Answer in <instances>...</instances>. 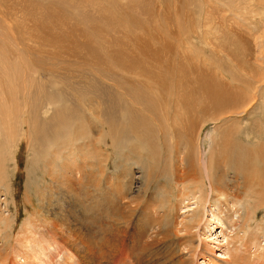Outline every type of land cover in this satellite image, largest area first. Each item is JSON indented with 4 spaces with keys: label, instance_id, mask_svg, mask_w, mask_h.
Segmentation results:
<instances>
[{
    "label": "rangeland",
    "instance_id": "rangeland-1",
    "mask_svg": "<svg viewBox=\"0 0 264 264\" xmlns=\"http://www.w3.org/2000/svg\"><path fill=\"white\" fill-rule=\"evenodd\" d=\"M67 1L0 0V74H2L0 75V87H2L0 88V94L2 93L0 95L2 101H0V118L3 117L1 115H7V113L13 115L12 140L15 139L16 144L22 145V148L17 149L20 151L17 153L8 148L10 140L7 141L4 123L0 120V157L4 155L7 160L9 155L10 158L7 167L10 179L14 183L12 190L17 196L16 202L19 206L18 210L13 206L11 209H13V219L17 215L19 218L15 224V231L19 234L24 221L34 212L30 206L27 211L25 209L26 186L33 187L34 177L39 176L38 172H34L30 180L27 178L25 173L27 162L34 157L37 151L47 150L46 139L41 137L58 129L63 122H68L70 117L75 118V122L71 120L69 123H72L74 127L72 130L75 131L77 139L83 133L89 136L95 145L106 131L109 137L115 134L121 138L122 141L117 147L106 146L105 144L109 141L105 140L104 145L97 148L96 154L99 157L104 155L103 158L108 160L102 167L104 176L109 180L119 178L114 186L126 183L122 184L125 185L123 197L136 194L138 189V184L137 186L136 184L129 185L130 178L139 175L138 164L133 160V156L138 153L145 158L155 156V159L152 158L155 162L148 164V167L156 170L154 187L157 185L156 181H159V176L163 173L168 153L161 143L158 154H151L146 149L141 152L137 144L132 142L135 132L129 123L128 112L129 109L136 111L141 107L133 103L132 96L128 89L124 91L125 88L142 92L149 98L153 96L151 99H155L156 104H159V108H155L153 112L155 115L146 112L143 118L148 119V115L158 118L161 113V119L167 116L169 121H174L180 119L183 114V108L177 96L178 92L191 91L194 87H189L186 80L206 81L205 84H210L209 88L217 93L212 98L209 97L210 95L206 98L205 93L201 97L195 94L196 101H204L203 108L206 105L213 107V100H216L220 92L223 95H229V92L237 94V90L259 87L256 89L258 96L256 103L245 114H226L217 123L206 120L202 114L196 118H199L197 120L202 119L200 122L205 123L202 142L206 150L209 149L211 143L209 137L217 126H239L240 131L238 127L237 134L240 133L241 137L235 135V140L242 143L246 142L247 134L254 139L255 136L264 137V0ZM8 26L11 28L7 29ZM52 41L55 45L51 44ZM224 44L227 46L225 47ZM86 45L87 47L84 48L83 46ZM111 71H114V74ZM4 72L9 75L8 78L15 75L13 73H18V76L14 77L19 80L16 83L21 86L17 85L22 90L21 92L18 87H16L19 89L18 92V89H15V81L12 82L15 78L10 79L13 89L9 91L11 88L8 85L9 79L6 80L7 76ZM161 83L163 86H160ZM165 85L170 86L171 90L167 86L164 88ZM2 89L6 93H3ZM39 89H42L41 93ZM58 90L61 92H57ZM103 90L109 93L106 95ZM6 94L12 99L14 97L16 104L20 106L10 103L5 105V98L9 97ZM171 94H176V97ZM45 97H47L46 100ZM120 97L125 99V102L118 103L117 99ZM48 99L54 100L56 105L54 109L49 107L50 112L46 109ZM114 100L116 105H114ZM231 101L234 99L231 98ZM17 106L19 110L16 109ZM227 107L225 109L228 111ZM56 111L58 115H62V112L64 116L57 117L52 122L51 117L56 115ZM137 117L135 116L134 119ZM96 124L100 125L97 130ZM36 138L41 140H36ZM252 142L254 143V140ZM90 152L91 150H86L80 154L79 161L90 160L85 173L97 179L99 169L96 160L89 158ZM119 153L129 155L130 161L123 162L124 159ZM17 159L20 164L17 163ZM17 169L20 171L13 175ZM95 179L93 184L86 187L91 193L87 194L85 199L89 198L87 205L96 210L94 198L99 194L97 189L99 184ZM144 181L143 178L141 184ZM136 182L139 181L136 180ZM159 183L163 184V181L160 180ZM253 189L254 191L244 194L246 188L242 196L250 199L252 205L250 209L257 214V220H255L257 222L255 224L253 220L252 228L257 227V230L264 235V182L261 187L254 186ZM28 196L31 195L28 194ZM181 201H184L185 205L188 204V199ZM182 202L180 214L185 212L183 210L185 205ZM17 204L15 203V206ZM229 207L233 209L232 206ZM192 208H194L193 205ZM216 208L215 205H211V209ZM104 211L107 212V208ZM211 216L208 214L206 218L208 221L205 220L208 225ZM104 220L110 224V213L105 215ZM222 229L224 230L218 225L216 234L220 242L215 244L218 257L230 263L240 259L241 264H264L263 237L257 243L260 247L256 249L255 246L248 247L249 233L247 236L237 237L232 231H226L227 236H224L220 233ZM248 232H251V229ZM207 233L211 232L207 230ZM213 236L215 238V234Z\"/></svg>",
    "mask_w": 264,
    "mask_h": 264
},
{
    "label": "bare ground",
    "instance_id": "bare-ground-1",
    "mask_svg": "<svg viewBox=\"0 0 264 264\" xmlns=\"http://www.w3.org/2000/svg\"><path fill=\"white\" fill-rule=\"evenodd\" d=\"M8 28L11 27L8 26ZM2 37L4 38V36ZM5 37L7 36L5 35ZM83 47L85 48L87 45ZM111 64L113 65V63ZM4 73L7 76L5 77L6 80L9 79V87L13 86L10 79H14L18 73H13L15 75L9 78V75ZM112 73L114 74V71ZM16 78L12 82L15 81L14 86L17 90L21 86L16 83L19 81ZM185 82L189 87H194L191 91L178 92L177 96L181 102L183 114L180 119L174 121H169L167 116L161 119V113L160 118H152L153 116L150 115H148V119L143 118V114L146 112L151 115L154 114L153 112L155 108H159V104H156L155 99H151L153 96L149 98L142 92L131 88L124 89V91L128 89L133 103L142 108L137 107L136 111L129 109L128 112L129 123L135 132L132 142L137 144L141 152L146 149L151 154H158L161 143L168 153L163 173L159 176V181H163V184L156 181L157 185L154 187L156 179L154 177L157 172L148 167V164L155 162L152 159H155V156L145 158L138 153L133 156V160L138 164L139 175L130 178L129 181L130 186L134 184L137 186L138 184V189L136 194L123 197L125 185L122 184L126 183L123 182L120 186H114L119 178H110L111 180H109L104 176L102 167L108 160L103 158L104 155L99 157L96 154L97 148L104 145L105 140L109 143L111 141L110 144H105L106 146L117 147L122 141L121 138L115 134L109 137L105 130L106 132L102 134L103 136L95 145L94 141L83 133L77 139L75 131L72 130L73 125L69 123L71 120L75 122V118L70 117L68 122L65 121L61 124L59 130H53L41 137L46 139L47 150L37 151L34 157L27 162V170L25 169L27 178L30 180L34 172H38L39 176L34 177L33 187L31 185L26 186L25 209L27 211L30 206L34 212L24 221L23 225L21 224L19 234L15 231V224L19 218L17 215L13 219V209H11L13 206L18 210L19 206L16 202L17 196L12 190L14 183L10 179L9 168L7 167L10 158L9 155L7 160L4 155L0 157V264H241L240 259L230 263L217 256L215 244L220 242L219 236L217 237L216 234L218 225L224 228L225 231L222 229L220 232L224 236H227L226 231H232L237 237L247 236L249 233L248 247L259 248L260 245L257 243L262 237L264 238V235L257 230V227L252 228L254 222L255 224L257 222L255 221L257 214L251 211L250 199L243 198L242 192L246 188L244 194L254 191V186L261 187L264 182V137L255 136L254 139L247 134L245 144L235 140V135L241 137L240 133L237 134L239 126H217L209 137L211 143L209 149L206 150L202 142V131L205 123L200 122L202 119L197 120L199 118H196L202 114L206 120L217 123L226 114H245L256 103L258 99L256 89L259 87L237 90V94L229 92V95H223L220 92L216 100H213V107L206 105L203 108L204 101H196L197 96L194 97L195 94L201 97L205 93L206 98H212L217 93L209 88L208 85L210 84H205L206 81L195 80L196 84L191 80ZM160 86H163L162 83ZM169 87L167 86V88ZM12 89L13 87L9 91ZM169 89L171 90V87ZM40 90L42 91V89L38 90L39 93H41ZM57 92H61V90ZM103 92L106 95L109 93L105 90ZM3 93L6 92L3 91ZM9 93L11 94V92ZM134 94L135 97H133ZM171 95L176 97V94ZM8 96L5 98V105L8 103L14 106L19 105L16 104L14 97L12 99L10 95ZM231 98L234 101H231ZM46 99L47 97H45ZM117 100L118 103L125 102V99L123 100L121 97ZM47 101L46 106L48 108L46 109L50 112L49 107L54 109L56 105L54 100L48 99ZM210 102H212L211 99ZM228 104L229 107H227ZM114 105H116L115 100ZM31 107L33 108L32 105ZM225 107L228 108V111ZM16 109L19 110V107ZM62 112L64 111L62 110ZM62 112V115L59 114V116L56 111V115L51 117L52 122L57 117L64 116ZM29 114H31L30 111ZM137 115L139 116L137 117ZM1 116H3L0 120L4 123L7 141L10 140L8 148L14 153L20 152L17 149L22 148V145L16 144L15 139L12 140L14 134L13 115L7 113V115ZM135 116L136 119H134ZM95 128L96 130L99 129L100 125L96 124ZM37 138L36 140H41ZM86 150H91L89 158L92 157L97 162L99 169V178L97 179L85 173L86 166L89 167L90 165V160L84 159L85 161H82V159L81 162L79 161L80 154ZM29 153L31 155L30 151ZM125 155H121V158L124 159L123 162H129V155ZM145 159L148 160L145 161ZM17 163L20 164L18 159ZM19 171L20 169L15 170L13 175ZM143 178L145 181L141 184ZM94 179L96 182L98 180L99 184H96L99 194L94 198L96 210L87 205L89 198L85 199L86 195L91 193L86 187L93 184ZM135 179L139 182L137 183ZM107 182L113 184L109 185ZM260 192L262 193V191ZM28 194L31 196L29 197ZM183 199H188L187 205L181 201ZM181 202L185 205L183 208L185 212L182 211L184 212L182 214H180ZM211 205H215L217 208L211 209ZM229 206H232L233 209ZM106 208L107 212L104 211ZM107 213H110L111 216L112 222L110 221V224L104 220ZM208 214L212 215L209 219V225L206 223ZM250 229L251 232H248ZM207 230L211 233H207Z\"/></svg>",
    "mask_w": 264,
    "mask_h": 264
}]
</instances>
